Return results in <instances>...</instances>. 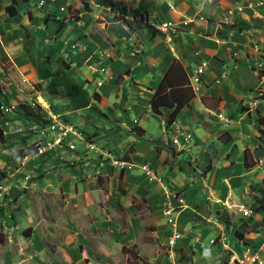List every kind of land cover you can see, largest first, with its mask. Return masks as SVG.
Masks as SVG:
<instances>
[{
	"label": "crops",
	"instance_id": "1",
	"mask_svg": "<svg viewBox=\"0 0 264 264\" xmlns=\"http://www.w3.org/2000/svg\"><path fill=\"white\" fill-rule=\"evenodd\" d=\"M40 1L33 0L22 14L21 23L16 24L5 11L12 0H0V58L6 55L11 63H15L16 59L23 66L30 65L22 46L21 26H24L31 32L30 46L36 58L53 53L54 59L69 65L77 82L83 84L89 93L90 102L85 108L71 110L63 105L61 107L68 111L64 114L59 113L54 105L62 123L66 122L67 115L93 109L96 116H88L84 122L96 120L98 126L92 125L85 130L84 138L97 135V141L107 138L109 142L119 141V146L108 143V148H105L106 145L104 148H89L82 137L68 134L62 140L64 145L59 147V153L51 152L56 157L42 164L33 157L32 160L37 161L34 174H42L43 179H38L33 186H28L27 182L18 183L19 192L22 193L25 188L34 192L38 190L36 201L46 199L51 204L59 197L64 203V210L68 206L74 207V211L77 208L95 210L83 217L76 211L77 221L69 220L70 226L76 230L79 219L90 216L93 219H89L87 227L93 229L95 226L101 231L97 234H102L104 238L108 237L106 233L109 237L113 234L115 238L116 226H121V223L110 230L112 215H116L114 207L129 208L132 201L144 203V199L163 206V187L167 185L168 193L183 196V192L189 205L179 216L182 238L176 245V255L193 252L192 263L189 264H202L206 253L218 246L223 255L229 254L230 259L233 250L228 246V251L223 252L224 244L218 238L229 234L232 227L222 221L221 212L227 209L223 206V199L214 196L213 192L223 186L220 175L224 172L226 175L235 171L234 178H231L232 175H227L228 180L225 178L228 185L233 181V187L235 178L243 179L248 174L251 169L247 165L249 153L259 148V138H262L258 126L264 123V118L260 112L241 111L238 104L243 102L247 106L250 89L257 87L253 98L259 90H264V76L260 73L264 69H259L263 66L258 64L264 61L260 55L264 51V0H43L42 8L39 7ZM71 13L76 16L72 17ZM165 22L179 24L178 33L170 37L157 31L158 25ZM238 22L248 25V28L230 27ZM257 45L261 50L259 54L255 50ZM202 62L208 64V70L201 76L198 91L194 89L195 97L180 111L173 125L166 129L163 117L151 111L150 102L154 93L173 63H178L191 81ZM222 74L226 79L221 78L217 82ZM96 103L103 107L102 110L96 109ZM220 114L232 120L229 128L219 118ZM153 121L160 126L156 136ZM135 128L141 130L140 136ZM186 134L193 135V145H186L181 150L176 146L174 137ZM70 135L79 139V146L67 139ZM150 135L172 141L175 144L172 148L178 156L171 159L166 150L159 152L156 144L147 141ZM224 135L227 142L222 138ZM72 144L75 145L73 150L69 148ZM101 149L112 151L119 159L128 156L126 169L114 168L108 157L101 158L104 154ZM194 149L201 151L200 156H193ZM212 149L213 154L209 157ZM112 153L109 154L113 156ZM205 162L206 165L210 163V170L205 168L204 182L201 184L197 179L195 184L192 183L189 170L194 172L192 168L196 164L202 169ZM223 162L224 167L215 170ZM144 165L159 171V175L155 173L156 179L160 177L161 184L156 181L148 183L147 177L141 173ZM106 171L111 173V182L117 179L125 186V193L119 202L114 207L112 204L107 207L111 210L110 216L98 208V200L102 198L91 183L96 175L105 176ZM198 173L195 172L196 176ZM5 186L11 188L7 182ZM199 189L204 193L198 192ZM14 192L10 189L4 196L8 199L6 204L20 201L26 214L31 205L25 204L20 194ZM234 198L232 202L237 204L239 196ZM106 199L103 197V200ZM14 207L12 205L11 209ZM163 215L164 258L167 262L172 226L166 223V212ZM63 234L68 232H60V243L73 242V233L69 238L67 235L63 237ZM27 235L30 237L29 233ZM206 239L210 241L208 246L204 244ZM236 241L238 250L235 254H241L245 246L264 253V244L258 247L255 244L246 245L245 240Z\"/></svg>",
	"mask_w": 264,
	"mask_h": 264
},
{
	"label": "rangeland",
	"instance_id": "2",
	"mask_svg": "<svg viewBox=\"0 0 264 264\" xmlns=\"http://www.w3.org/2000/svg\"><path fill=\"white\" fill-rule=\"evenodd\" d=\"M74 16L76 15L73 14L72 17ZM258 47L257 45L255 50L259 54L261 50ZM260 55L264 57V51ZM14 60L15 63H11L6 55L0 58V129L3 131L4 136V140H0V264H168L165 260L166 257L164 258L166 241L162 232L165 223L162 210L164 205L159 206L151 200L144 199V203L142 201H132L129 208L114 207V204L121 199V195L125 193V186L117 179L111 182V173L108 171L104 172L107 173L105 176L102 174L96 175L91 183L102 198L101 201L98 200V208L109 216L111 210L107 207L112 204L115 208L116 215H112L113 222L110 224V230L114 229L115 224L121 223V226H116L118 231L115 238H113V234H111L112 237H109L108 233H106L108 237L104 238L102 234H97L101 231L95 226L93 229L91 226V228L87 227L89 219L90 221L93 219L90 216L89 218H82L83 220L80 218L76 230L70 226L69 220L77 221L76 211L82 214L81 217H83L88 215L89 212H95V210L83 211L77 208L74 211L72 206H68L64 210V203L59 200V197H56L55 203L51 204L46 199L36 201L38 199L35 196L39 193L38 190L34 192L33 189L25 188L22 193L19 192L18 183L27 182L28 186H33L38 179H43L42 174H34L36 160L40 161V164L49 161V159L51 160L52 157H56L51 152L59 153V147L64 145L63 141L60 144H55L59 130L52 128L53 124L50 120L49 109L44 106L43 102L49 105L53 111L58 108L59 113L67 114L65 112L68 111L61 106L67 105L65 107L71 110L82 109L88 106L90 97L87 90L83 88V84L75 79L69 65L63 64L54 57L49 59L46 56L37 59L31 58L29 66H23L18 63V60ZM259 69H264V66L263 68L259 67ZM260 73H263L264 76V72L261 71ZM256 89L257 87L248 91V93H251L250 101L254 99L253 95ZM95 106L98 110L103 108L98 103ZM238 106L241 111H248L246 104L244 105L243 102H240ZM23 107L28 108L31 114L38 116L25 117ZM53 113L55 114V112ZM96 114L93 109L79 111L67 115L64 123L67 126H73L81 134L88 147L90 144L96 146V148H104V145H106L105 148H108V143H110V146L117 145L119 141L109 142L110 139L107 138H103V141H97L95 139L97 135L85 136L84 138L83 132L85 130L92 125L98 126L96 120L93 122L87 121L86 124L84 121L88 116L93 118ZM152 126L154 135H159V123L153 121ZM258 127L261 129L262 138H259V148L253 153L251 151L249 153L247 165L251 166V169L247 171L248 174L243 179L235 178L236 183L233 187V181L231 185L230 183L228 185L226 179L228 180L227 175H232L231 178H234L235 171L228 172L226 175L224 172L220 175L223 186L217 187L213 195L224 201L223 206L227 209L225 212H221L224 224H228L234 229L244 225L247 232L245 243L263 247L264 225L253 228L255 221L260 222L264 218V194L258 192V189L264 192V128H262L261 123ZM154 135L148 136L147 141L153 145L156 144L159 152L166 150L165 153L171 159L178 156L176 150L172 148V145H175L172 144V141H164L161 137H154ZM189 135L190 138L186 140L187 142L184 140L185 136L174 137L179 139L181 145H176L179 149L183 150L186 145L190 147L193 145V135L186 134V137ZM67 139L79 146V139L76 137L70 135ZM71 146L74 147L75 145L69 146L73 150ZM34 149L38 151L35 156L21 158L22 154H29ZM40 149L42 152L39 151ZM102 152L104 154L101 158L108 157L109 153H112V151L106 149ZM200 154V150H193L194 157H198ZM212 154L213 149L210 150L209 157ZM33 157H36V160H32ZM168 161L172 162L171 160ZM203 166L205 167L201 169L199 164H196L192 168L194 172L189 170L192 183L195 184L197 179L201 181V184L204 182L207 174V171H205L206 162ZM149 167L157 175L160 174L152 166L149 165ZM220 167H224V162L219 164L218 169L216 167L215 170H219ZM196 171L199 172L198 176L195 174ZM244 172H246L245 169ZM141 173L145 175L142 170ZM158 178L160 179L159 176ZM147 179L148 183L154 181ZM5 182L9 183L10 189L15 191L14 194H20V197L25 200V204L31 205L26 214L23 213L25 210H22L20 201L16 200L6 204L8 199L4 196L8 195L10 189L5 186ZM206 190L209 195L212 194L207 187ZM198 192L204 193L201 189ZM182 194L187 198L183 192ZM234 196H239L240 201L237 204L232 202L235 199ZM103 197L107 199L103 200ZM12 205L15 206L14 209H11ZM158 209L160 211H157ZM244 209L247 212L253 210V216L249 219L250 216H244ZM66 220L68 221L67 225ZM27 229H31V232H28ZM65 230L68 234H63V237L67 235V238H69L70 233H73V242L60 243V232ZM27 233L30 237H27ZM233 233L232 229L230 235L226 234V246H229L233 252H237L238 244L233 237ZM218 243L221 244L222 242L218 241ZM204 244L205 246L210 245L209 239H206ZM220 249L221 247L216 246L209 253H206L202 264L227 263L229 254L223 255ZM176 250L177 248H175ZM226 251L228 250L225 248L223 252ZM261 255L264 256L262 251ZM176 256L179 264L192 263L193 252L188 251L186 255L179 256L177 254Z\"/></svg>",
	"mask_w": 264,
	"mask_h": 264
},
{
	"label": "built area",
	"instance_id": "3",
	"mask_svg": "<svg viewBox=\"0 0 264 264\" xmlns=\"http://www.w3.org/2000/svg\"><path fill=\"white\" fill-rule=\"evenodd\" d=\"M39 7H44V1L41 0L39 2ZM187 24V23H185ZM179 24L165 22L160 23L157 27L159 32L164 34H168L170 37L172 35L178 33L179 31ZM260 66H264V61L259 63ZM208 70V64L206 62H202L195 71L194 76H192L190 84L196 91H198V84L201 82L202 74H205ZM221 78H225V74H222L219 78L216 79L218 82ZM44 106L49 109L50 120H52V128H57L59 130L58 137L55 139V144H60L62 140L68 135L73 134L77 138L81 137V134L78 133L73 126H67L62 124L61 116L56 113V110H52L49 105L43 103ZM247 108L250 113H258L264 112V98L258 99H250L247 100ZM55 112V114L53 113ZM219 118L224 122L225 127L229 128L232 124V120L224 117L223 115H219ZM264 127V125H263ZM190 138L189 136H185L184 140ZM176 139V145H181L178 138ZM90 148H94V145L90 144ZM73 149L74 147L71 146ZM42 152V150H39ZM108 159L111 161L114 167L119 168L121 171H124L128 166L126 161L119 159L115 156L108 155ZM142 171L145 173V176L151 180H154L158 183H162L160 179H156V173L152 170L149 166L144 165L142 166ZM163 194H164V207L163 212H166V223L171 224L172 226V235H169L168 239V250H171V259H167L168 264H179L177 262L176 256V245L178 241L182 238V234L179 230V216L183 211L188 209L189 205L187 200L177 193H168V188L163 187ZM244 216H251L252 210L249 212H243ZM224 245L226 249H229L226 246V236H220L218 238ZM215 243V242H214ZM227 264H264V256L261 255L260 251L254 250L251 247L245 246L244 251L241 254H235V259H229Z\"/></svg>",
	"mask_w": 264,
	"mask_h": 264
},
{
	"label": "trees",
	"instance_id": "4",
	"mask_svg": "<svg viewBox=\"0 0 264 264\" xmlns=\"http://www.w3.org/2000/svg\"><path fill=\"white\" fill-rule=\"evenodd\" d=\"M33 0H12L10 5H8L5 9L6 13L10 17V19L16 23H21V16L26 12L28 9L29 4ZM86 8V5H84ZM31 15L29 14V17ZM47 18V17H46ZM243 26L245 28H248V25H244L242 22L235 23L231 25V28H239L243 29ZM23 32H22V46L27 54V57L30 61V59H37L36 56L33 54V49L30 46V39H31V32L26 29L24 26H21ZM54 56L53 53H50L46 58H52ZM63 63V62H62ZM65 64V63H63ZM66 65V64H65ZM195 97V92L190 84V81L183 70V68L178 63H173L171 67L169 68L168 72L163 77L158 89L154 93L150 106L151 111L156 114L163 117L166 129H169L175 120L178 117V114L180 111L189 104V102ZM31 111L28 110V108L23 107V113L25 117H35L38 115H34L30 113ZM264 124V123H261ZM135 132H138V134L141 132L139 128H136L134 130ZM140 136V134H139ZM223 140L225 142L228 141L226 138V135H224ZM0 140H4L3 131L0 129ZM38 153L37 149L32 150L29 154L24 153L22 154L21 158L24 159L27 156H35ZM123 161L128 162V156L123 157ZM206 170H210V163L207 165ZM258 192L260 194H264V192L260 189H258ZM256 213V212H255ZM254 214V211L252 210V215L249 218H251ZM264 225V218L262 221L253 223V228H258L259 226ZM227 226L230 225L227 224ZM234 233L233 237L236 238L239 241L245 240V235L247 234L244 225H240L239 227L232 228ZM29 230V229H27ZM229 231V235H230ZM248 245V244H246ZM238 250V249H237ZM227 264V263H225Z\"/></svg>",
	"mask_w": 264,
	"mask_h": 264
},
{
	"label": "bare ground",
	"instance_id": "5",
	"mask_svg": "<svg viewBox=\"0 0 264 264\" xmlns=\"http://www.w3.org/2000/svg\"><path fill=\"white\" fill-rule=\"evenodd\" d=\"M258 98H264V90H259L258 91V93L256 95V98H254V99H258ZM260 115L262 116V118H264V112H260ZM168 257H169L168 259H171V250L168 253ZM230 259H235V253L234 252H231Z\"/></svg>",
	"mask_w": 264,
	"mask_h": 264
}]
</instances>
